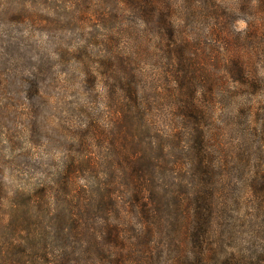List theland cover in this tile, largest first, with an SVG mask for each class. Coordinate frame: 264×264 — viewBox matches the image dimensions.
I'll return each mask as SVG.
<instances>
[{
	"label": "rangeland",
	"instance_id": "obj_1",
	"mask_svg": "<svg viewBox=\"0 0 264 264\" xmlns=\"http://www.w3.org/2000/svg\"><path fill=\"white\" fill-rule=\"evenodd\" d=\"M59 1L0 0V264H114L117 248L105 241V232L94 244L78 226L101 235L102 227L121 224L127 204L121 185L125 136H138L135 154L149 152L159 140L155 130L171 143L187 141L185 103L173 94L187 81L167 67L165 50L139 46L140 55L126 64L123 52H133L131 43H95L107 30L100 23L69 20ZM236 16L240 21L232 30L246 33L251 12ZM228 47L201 44L210 55L195 69L213 87L207 93L205 82L192 88L199 90V104L216 113L215 121L202 125L218 124L213 130H221L216 161H223V170L215 181L218 205L221 210L227 205V211L215 224L219 242L213 247L220 262L252 246L264 256V191L251 188L260 179L257 165L264 164V81L260 76L253 90L254 77L245 66L241 80L247 85L238 84L230 70L239 61L248 64L252 43ZM257 61L264 65V57ZM126 79L138 86L143 104L122 113L117 103ZM129 109L134 119L125 123ZM263 181L257 189L264 188ZM182 183L177 190L185 192L189 176ZM100 185L122 205L94 196ZM43 189L47 195L36 198L34 192ZM93 200L102 205L87 210ZM159 200L154 196L148 205L154 209ZM176 249L172 245L173 258Z\"/></svg>",
	"mask_w": 264,
	"mask_h": 264
},
{
	"label": "trees",
	"instance_id": "obj_2",
	"mask_svg": "<svg viewBox=\"0 0 264 264\" xmlns=\"http://www.w3.org/2000/svg\"><path fill=\"white\" fill-rule=\"evenodd\" d=\"M59 2L69 11V20L80 21L85 25L90 22L100 23L107 30L108 34L95 37V43H131L133 52H123L126 60H129L126 64L132 63L140 55L139 46L155 47L157 51L165 50L167 67H175L172 71L174 76L182 79L184 83L187 81L185 87L173 93L185 103L182 116L186 121L183 134L186 144L182 141L171 143L166 135L155 130L159 140L151 143L149 152L135 154L138 136L132 135L130 139L126 135L122 151L125 158L121 185L127 204L123 205L121 224L115 228L109 226L106 231L102 227L99 231L101 235L90 233L85 226L79 225V233L83 236L89 234L94 239V244H100L98 240L105 232V241L117 248L114 264H264V256L256 255L258 246L249 247L248 250L241 249L236 255L225 258L222 262L217 257V249H213L214 244L219 242L215 224L227 211V205L222 210L221 205H218V183L216 185L215 181L216 173L223 170V161L221 164L218 163L219 160L216 161L221 130L214 132L213 129L219 128L216 122L213 128L202 125L206 120L215 121L216 113H212L210 105L207 108L201 102L199 104L196 97L199 90H192L197 83L203 82L206 83L205 90L210 86L205 93L213 87V81H203V78L197 76L195 69V65L206 62L210 55L207 50L200 48L202 43H223L231 49H236L240 44L252 43L248 52V64L244 65L239 61L230 71L239 78L236 77L238 84L246 86L247 81L241 80L246 66L254 77L252 83H249L253 90L259 86L260 76H263L261 81H264V65L262 61H257L264 57V0ZM241 11L251 12L246 33L238 32L236 28L235 31L232 30L234 24L240 21V17L236 15ZM95 18L96 21L93 22ZM206 24L209 25L208 29L205 28ZM241 52L239 49L237 55L241 56ZM190 76L194 77L190 79ZM123 79L121 77L120 81ZM126 82L128 86L122 84L119 89L120 99L117 104L120 112H126L129 105L138 111L143 104L139 88L130 84L127 79ZM225 85L223 82L221 90L224 91ZM131 111L129 109L126 113L125 123L133 121ZM146 127H149L148 123ZM149 158L150 164L147 165L145 161ZM173 159L177 161H172ZM226 161L229 163L230 159L226 157ZM257 173L260 179L255 178L251 188L258 194L264 191V188L257 189L261 179H264V164L257 165ZM188 176L191 183L186 185L185 192L177 190L183 184L182 179ZM45 191L43 189L34 194L38 198V194L47 195ZM99 192L103 194L99 195ZM177 193L181 196H177ZM96 194L94 196H102L103 200L109 196L101 189V185ZM157 195L160 203H155L153 209L148 201ZM108 199L113 205H122L111 196ZM94 201L88 204L90 207L87 206V210H92L95 205H102ZM86 209L81 213L86 215ZM173 222L178 228H173ZM65 232L63 229L62 233ZM97 235L100 237L97 238ZM93 243H89V250ZM172 245L177 247L175 258L171 253ZM260 255H264V252ZM93 264H96L95 260Z\"/></svg>",
	"mask_w": 264,
	"mask_h": 264
}]
</instances>
